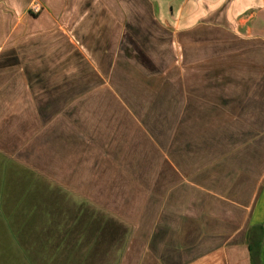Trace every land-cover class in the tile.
Listing matches in <instances>:
<instances>
[{"label": "rangeland", "instance_id": "1", "mask_svg": "<svg viewBox=\"0 0 264 264\" xmlns=\"http://www.w3.org/2000/svg\"><path fill=\"white\" fill-rule=\"evenodd\" d=\"M135 3L134 0L129 2L128 23L97 25L96 39L91 34V39H85L83 44L79 41L85 56L76 55L79 50L74 49L76 46L69 40L67 31L64 33V28L61 30L58 25L51 30L47 24L33 19L22 24L0 23V48L3 49L0 64L7 67L27 64L26 73L16 74L13 67L7 70L4 66L0 71L1 94L25 95L21 81L26 79L33 83V97L39 98L40 80L33 77L42 70L43 77H47L51 85H59L52 88V94L63 99L67 96H63L62 91L69 94L78 83L81 85L94 78L110 81L112 88L107 86L105 95L114 96L113 102L110 97L102 98L97 104L81 105L77 116L82 132L93 134L94 127L101 133L104 128L111 129L113 134L106 136L105 142L98 141L96 149L92 145L72 147L69 144V152L60 162L54 160L51 174L31 172L1 154L0 264H200L201 256L196 258L197 263L184 259L186 255H198L200 249L193 248L185 254L184 249L181 252L172 250V241L175 245L188 244L190 238L197 239L200 228L216 227L210 223L190 224L188 217L181 216L189 198H200L198 192H191V188L183 184V178L172 174V168L167 166L161 169L160 179L159 169L152 172L158 180L149 186L134 181L127 187L118 184V170L127 172L122 163L127 151L125 142L140 122L135 120L134 123L132 114L128 113L124 117L128 127L115 136L116 128L108 115L112 110L109 103L117 112L137 110L144 115L162 86L164 93L173 96L172 102L161 98L162 103L165 101V109L167 107L163 115L169 116L171 111L172 115L178 114V119L166 121L178 122L173 156L181 166L180 173L196 167L198 182L207 181L213 188L223 184L224 190L234 193L242 205L247 206L255 193L264 201V88L261 87L264 41L252 38L260 32L259 25H253L251 35L236 29L234 24L223 23L216 12L194 24L158 23L154 9L137 8ZM22 10L26 15H34L41 8L31 6ZM12 11L0 7L1 20L13 15ZM49 31L53 33L51 37L46 34ZM9 32L17 33L15 41L7 38ZM10 42L16 47L9 48ZM37 50L42 55L47 54V72L44 63L40 68L41 53H35ZM59 51L64 55H59ZM104 51L106 54L112 51L114 57L121 55L107 69V76L100 73L96 78L91 72H81V81L78 78L74 82L73 75L80 73L73 69L79 63L85 69L88 67L84 65L89 66L90 60L104 69ZM13 75L18 77V83L20 81L16 87L9 84ZM86 85L94 88L91 83ZM100 90L104 92V88ZM28 92L27 87V95ZM62 97L53 100L61 103ZM117 97H121L123 103L118 102ZM222 97L227 101L224 106L219 105ZM39 101L40 98L32 105L23 101L1 103V117L3 112L14 114L10 120H3L9 129L2 133H13V123L16 127L26 126L29 132L24 110L30 107L36 113L42 106ZM185 106L189 107L190 114L187 118H179ZM39 128L37 121L33 132ZM72 128L67 126L65 132L72 134ZM218 134L222 135L223 142L221 146H214L216 142L212 139ZM116 145L122 147L116 148ZM169 151L171 158L168 154L167 157L172 162L175 159H172V144ZM94 154L96 168H93ZM202 162L210 163L207 170H202L203 177ZM194 172L191 175L189 172V176L195 175ZM222 175L224 180L219 183L215 177ZM209 203L216 214V200L210 198ZM231 211L233 214L231 212L225 219L240 221L241 226H245L249 209L236 206ZM218 228L222 229L221 225ZM233 228L236 223L223 224L225 240L244 243L243 231L230 237ZM209 243L214 245L216 240ZM219 252L222 249L209 248L208 254L214 257ZM239 252L243 258L244 250ZM227 254L231 255L229 249Z\"/></svg>", "mask_w": 264, "mask_h": 264}, {"label": "crops", "instance_id": "2", "mask_svg": "<svg viewBox=\"0 0 264 264\" xmlns=\"http://www.w3.org/2000/svg\"><path fill=\"white\" fill-rule=\"evenodd\" d=\"M137 3L134 4V7L137 8H152L154 9V13L156 14L155 20L158 23H178V24H194L198 23L204 18H208L213 15L215 12L220 14L223 23L234 24L236 25V29H241L244 32H248L252 35L253 25L258 24L257 27L260 32L258 35H252L253 39H259L264 41V0H134ZM130 0H0V7L10 8L13 15L9 16L8 19L1 20L0 23H15L22 24L28 23V20H38L44 24H47L48 27H51V30L56 28H64V33L67 31L68 38L71 42L76 46L74 49H78L79 52L76 55H84L81 52L80 46L85 39H91V34H94L93 38H97L95 35L97 25H106L112 23H128L129 20V4ZM39 7L41 11L34 15H26L23 12V8L27 9L28 7ZM20 9L18 12L16 9ZM177 11V12H176ZM198 14H197V13ZM176 13V14H175ZM70 30H69V28ZM46 28V29H47ZM256 28V26H255ZM73 31V32H72ZM56 33H60L55 31ZM89 34H85V33ZM16 33V32H15ZM15 33L9 32L7 34V38L10 40H16ZM246 33V34H248ZM17 34V33H16ZM47 36H52L53 33L50 31L46 33ZM61 34V33H60ZM49 37V38H50ZM1 40V36H0ZM74 41V42H73ZM9 48H13L11 46H15L16 44L10 42ZM80 46V48H79ZM2 48H0V54L2 52ZM28 54V50H24ZM94 52V51H91ZM107 52V51H106ZM105 55V64L104 69H102L100 64L97 62H91L87 65H84L88 68H82L81 63L74 66L73 72H79L78 75H73L74 82L79 78L81 81V72H91L94 77L97 78L98 74L104 73L105 77L107 76V69L111 68L114 65V62L121 57V55L113 56V52L109 51V53ZM32 53V50L29 54ZM35 53H41L37 50ZM58 54V50H56ZM96 53V52H95ZM91 54V53H89ZM59 55H64V53L59 51ZM47 54L42 55L40 68H42L43 64L45 66V72L48 70V60H46ZM108 58V59H107ZM62 64V63H61ZM9 68L13 67V65L9 64ZM23 65H14L13 71L15 74L27 71V64ZM5 65L0 64V71L4 68ZM7 67V66H5ZM7 67V70H8ZM62 67L63 64H62ZM87 69V70H86ZM39 75H35L33 78H39L40 87V95L37 97L40 98L39 103L42 104L40 110L36 113H33L32 109L26 107L24 112L26 119L29 121L28 127L30 129L27 132V127L18 126L13 123L14 132L13 133H2L9 129L8 126H5L3 123L5 120H10L11 112H3L5 113L3 117H1L0 112V156H7L11 162L14 164H21L23 168H27L31 172H39V173H52L54 166V160L59 163L60 160L69 152V144L74 147H79L81 144L84 146L92 145L94 149L99 145L100 142H105V137L108 135H112L113 132L111 129L97 130L93 127V134H88L86 132H82L81 129V121L77 117L81 112V105L87 104H97L104 98H110L111 102H113L112 95H105V89L108 88L111 90L112 85L110 81L107 83V79L104 78L102 80H96L95 78L85 82L84 84L78 83L73 87L72 91H69V94H65L62 91L63 96H67V99H63L62 102L54 101V98H59L58 96L53 95L54 90L52 88H58L59 85H51L49 79L47 77H43L42 70H40ZM110 72V71H109ZM26 73V72H25ZM17 76L13 75L9 84H13V87H16L20 83H18ZM32 78V77H31ZM21 81V84L25 88V95L17 96V95H5L0 93V104L1 103H9V104H17L21 101L25 102L28 105H32L36 103V97L32 95V82ZM86 81V80H85ZM92 81L94 82L92 84ZM87 83H91V86L94 87L91 89L90 86H87ZM110 83V84H109ZM262 88H264V82L261 83ZM63 85V83H62ZM162 86V85H161ZM29 88V95L26 94V89ZM99 87V89H98ZM172 85L170 84V89L172 91ZM260 87V86H259ZM100 88H104V92L100 90ZM165 87L162 86L158 91L155 99L149 105L146 114L149 116H145L146 114H141L140 111H122L117 112L113 110L112 104L109 103V107L111 106L112 110H109V120L112 121L113 125L116 129H114V135L116 136L118 132L124 131L128 125L124 122V117L130 113L132 114V121L135 123V120L140 122V125H137V128L134 130V134L130 137V139L126 140V148L127 151L124 154L122 159L123 167L127 170V172L121 173L118 170V184L124 185L127 187L128 183L131 181L136 182L137 184H146L150 185L151 183H155L157 178H154L152 172L154 170L159 169L158 178L161 177V169L165 166L172 168V174L177 177L183 178V184L188 185V188L194 190V192H198L200 194V198L194 200L193 198H189L188 203H184L187 205L185 207L184 213L181 214L183 217H188L190 224L200 223L203 224L209 223L216 227L203 229L200 228L198 232V237L195 241L190 238L189 243H183L181 245H175L172 241V250L177 249L176 251H182L184 249V254L186 251L192 250L193 248L200 249L198 255H194V257L186 255L185 261L191 263H197V257L201 256L200 264H264V218H261L263 212L261 210L264 209V201L257 197L255 193V197L253 200L245 204H241L234 193H228L224 190L223 184H219L217 187L209 186V182L201 180L198 182L196 167H191L187 169V176L180 173L179 168L181 169L180 164L177 162L176 158L173 156L174 151V140L176 136V126L177 123L172 124L167 123L166 119L176 120L178 119L176 115L166 116L163 113L166 112L165 104L162 103L161 98H167L168 101L172 102L173 96L170 93H164ZM110 92V91H109ZM71 93V94H70ZM256 93V91L254 92ZM107 94V93H106ZM112 94V92H110ZM71 98H68L70 97ZM44 97V101L42 100ZM118 102H121V97H117ZM70 99V100H69ZM60 101V100H59ZM218 102V101H217ZM227 101L222 97L221 106H224ZM106 105V102L104 103ZM219 105L216 107L219 108ZM248 107L250 108L251 106ZM187 108V109H186ZM140 109V107H139ZM182 109V107H181ZM134 110V109H133ZM262 110V109H261ZM15 111V109L13 110ZM106 113V111H105ZM154 113V114H152ZM179 113V111H178ZM35 114V118H34ZM190 114L189 107H183L181 111V117L179 118H187L186 115ZM152 115V116H151ZM37 116V117H36ZM163 117V119L161 118ZM146 117V118H144ZM3 118V119H2ZM15 120V118H11ZM35 119V121H33ZM39 121L40 128L38 131L33 132L34 123L37 124ZM117 121V125H116ZM148 121H154L155 123H147ZM5 126L2 129V126ZM173 125V126H172ZM72 126V134L65 132L66 127ZM77 133L75 134V132ZM127 132L129 130H126ZM128 134V133H125ZM98 136H103L100 138ZM222 135L214 136L212 141L215 140L214 146H221L223 140ZM99 138V139H98ZM98 141H100L98 143ZM172 144V162L169 161L168 156L171 158L170 151ZM230 144V143H229ZM121 145H116L118 148ZM122 147V146H121ZM120 148V147H119ZM186 151L184 150L183 153ZM224 152V150H223ZM114 153V152H113ZM95 155H93L94 162L93 168H96V160ZM103 155V154H102ZM186 155V154H185ZM104 156V155H103ZM113 156V155H112ZM115 156V155H114ZM188 156L186 155V158ZM185 158V159H186ZM86 159V158H82ZM183 162V161H181ZM121 163V164H122ZM215 163V161H213ZM210 163L203 164L201 163V175L202 170L208 168ZM214 165V164H213ZM216 165L218 163L216 162ZM79 166V165H78ZM111 166V163H110ZM120 168V167H119ZM151 169H153L151 171ZM193 169H196L193 171ZM199 170V171H200ZM194 172L195 175L189 176ZM207 172V171H206ZM203 177V175H202ZM217 180L223 182L224 176L215 177ZM203 179V178H200ZM208 180V178H206ZM220 179V180H219ZM235 182V181H234ZM2 183V179L0 178V184ZM231 184V183H230ZM124 190V189H123ZM173 194V192H172ZM173 196V195H172ZM215 199L217 202V212L214 214L212 211L213 208L210 207L209 199ZM227 203V205H226ZM227 209H226V206ZM231 205L232 207H229ZM189 206V209L187 207ZM243 207L244 209H249L248 219L245 226H241L240 221H234L225 219L226 216L231 214V209L235 207ZM229 207V208H228ZM263 207V209L261 208ZM264 211V210H263ZM172 214L173 210H172ZM233 214V212H232ZM264 217V214H263ZM224 223H236V228L232 230V234L230 237L234 238L239 232L245 233V242L241 244L229 243V240H225V236L223 233V224ZM173 224V220H172ZM221 225L222 229L219 230L218 226ZM258 228V230H256ZM252 230L260 231L262 230V238L260 243V251L259 255L253 256L249 250V233ZM173 232V228H172ZM216 240V244L209 245V241L213 243ZM218 240V241H217ZM209 248H219L222 249V252L218 253V256L209 257ZM230 250L231 255L227 254V250ZM241 249L244 250L243 258L240 257L239 251ZM225 250V254L224 251ZM174 251V250H173ZM172 251V252H173ZM181 254V253H180ZM182 255V254H181ZM181 263V262H178Z\"/></svg>", "mask_w": 264, "mask_h": 264}, {"label": "trees", "instance_id": "3", "mask_svg": "<svg viewBox=\"0 0 264 264\" xmlns=\"http://www.w3.org/2000/svg\"><path fill=\"white\" fill-rule=\"evenodd\" d=\"M256 230H258V228H256ZM256 230H252L249 233V238H250L249 250L254 257L259 255L260 243L262 238V230L260 231H256Z\"/></svg>", "mask_w": 264, "mask_h": 264}, {"label": "built area", "instance_id": "4", "mask_svg": "<svg viewBox=\"0 0 264 264\" xmlns=\"http://www.w3.org/2000/svg\"><path fill=\"white\" fill-rule=\"evenodd\" d=\"M34 8H36V9H37V8H39V7H36V6H35Z\"/></svg>", "mask_w": 264, "mask_h": 264}]
</instances>
